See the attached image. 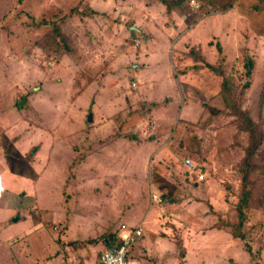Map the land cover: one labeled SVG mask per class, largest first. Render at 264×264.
Instances as JSON below:
<instances>
[{
	"label": "rangeland",
	"instance_id": "374dc122",
	"mask_svg": "<svg viewBox=\"0 0 264 264\" xmlns=\"http://www.w3.org/2000/svg\"><path fill=\"white\" fill-rule=\"evenodd\" d=\"M208 1L0 0V264H98L137 228L134 264H264V141L242 239L210 229L238 223L249 138L223 91L264 133V48L250 21L182 39Z\"/></svg>",
	"mask_w": 264,
	"mask_h": 264
},
{
	"label": "crops",
	"instance_id": "0c3cea01",
	"mask_svg": "<svg viewBox=\"0 0 264 264\" xmlns=\"http://www.w3.org/2000/svg\"><path fill=\"white\" fill-rule=\"evenodd\" d=\"M229 1L230 2H227V4H222L216 0H210L206 3H204L207 6V9H208L207 11L209 12L207 15L196 16V14H194L193 16L186 17L188 19V21L187 20L186 21L190 24L191 27H190L189 31L186 32L184 36H182V39L184 37H188L189 35H192L194 37V35L196 33L201 35L208 26H210L212 31L217 30V29L224 31L226 28L229 27V29L232 30L231 36H238V34L236 32V28H235V21L237 23H239L240 21H243L244 24H248V22L250 21V22H257V25L259 26L258 29L250 30V31L255 32L254 41L256 44L254 45V47L256 49L260 45L261 49H263L264 48V33L262 32L263 30L261 28H262V23L264 24V9L259 11L258 8H264V0H263V3H262V0H259V2H258V0H232V1L229 0ZM194 4L195 3H193V5ZM247 5H248L247 11L249 14L246 13ZM137 31L138 30H136L135 32H137ZM247 32H248V30L243 27L241 32H240L241 33L240 36H243L244 33L246 35ZM130 33H132V32H130ZM173 34H174V32L172 33V35ZM226 35H228V34H226ZM175 36H177L176 33H175ZM212 36H215V34L211 35V37ZM234 38H233V40H234ZM243 39H245V38H243ZM167 40H169V39H167ZM176 40H178V44H179V42L181 41V36L177 37ZM155 42H157L156 39H155ZM201 42H202V40H201ZM230 42H231V40H229V43ZM253 43L249 44L247 39L242 40V44H244L243 47H246V49L249 50L250 52L252 50L251 48L253 46ZM193 44L194 43H192V46H193ZM200 44H203V42ZM194 46H196V45H194ZM147 48H148V45L144 46V50H146ZM148 50H149V48H148ZM145 54H147V52ZM146 56L144 55L145 59L147 60L148 56L147 57ZM171 59H172V56H171ZM249 62H251V61H249ZM247 63H248V60H247ZM252 65H253V63H252ZM184 167L186 169V173H188V170H187L185 164H184ZM193 180H195V179L193 178ZM142 208L143 207H141V209ZM142 211H143V209H142ZM214 213H216V211ZM15 218H18V220H19L18 216H16ZM15 218H13L11 221L13 222V220ZM85 221H86V219H85ZM14 224H16V223H14ZM123 224L128 225L126 223H123ZM84 225H86V226L82 228V230L80 231L81 232L80 234H81V236H88V237L90 236V234H88L89 231L96 230V229L98 230V226H99L98 222L94 223V225H93V223L91 221L90 222L86 221ZM211 225H212V226H210L211 231L218 232L219 234L222 231L227 233L226 228H223L220 225L217 226V224H215V223H213ZM99 231H101V230H99ZM99 231H98V233H99ZM211 231L208 230V232H211ZM203 232H207V230H204ZM96 235H97V233L95 234V236ZM109 245H110V248L113 246V244L110 242L109 244H107L108 248H106V249H109ZM224 247H227V243H225L224 245L220 244L219 249L224 248ZM225 261H226V258L224 259L222 264H226Z\"/></svg>",
	"mask_w": 264,
	"mask_h": 264
},
{
	"label": "trees",
	"instance_id": "16d2710c",
	"mask_svg": "<svg viewBox=\"0 0 264 264\" xmlns=\"http://www.w3.org/2000/svg\"><path fill=\"white\" fill-rule=\"evenodd\" d=\"M91 12L95 13L94 11H91ZM246 67H247V71L249 72L251 70L252 63L251 62L246 63ZM207 68L210 70H214L212 66H209V65H207ZM224 85H226V82H224ZM227 92H228V89L223 91L224 103L227 106V108L232 112L233 116L237 118V121H238L237 129L241 132L247 133L249 138H248V146L245 151L244 158L242 160L243 173L241 177V183H242L243 190H242V194L240 195L241 197H239L237 207H236L238 223L228 225L224 222V224L221 223L220 226H222L223 228L225 227L229 228L233 233L237 234L238 238L242 239V235H241L242 228L245 223V219H246L245 217L247 215L246 212L249 209V203L251 200V193H252L251 190L249 189V183H250L249 173L252 167V160L257 155L258 149L260 148V146L262 145L264 141V133L261 130V128L258 127L252 121V119L249 117V115L245 111L241 109L240 110L234 109V107H232V104L229 101V95L227 94ZM263 99L264 98H262V104H263ZM241 117L244 120H242ZM186 175L188 176V178L193 179L190 173H186ZM193 181H194L195 186L198 184H202L204 182V180L202 182H197L196 180H193ZM231 231L229 232L230 234L232 233ZM119 244L116 246H119ZM109 248H110V245H109ZM244 253L248 254L250 258V252L248 251V249L247 250L245 249ZM250 261L255 263L256 259L250 258Z\"/></svg>",
	"mask_w": 264,
	"mask_h": 264
},
{
	"label": "built area",
	"instance_id": "2783aa9c",
	"mask_svg": "<svg viewBox=\"0 0 264 264\" xmlns=\"http://www.w3.org/2000/svg\"><path fill=\"white\" fill-rule=\"evenodd\" d=\"M194 2H192L193 4ZM137 43V42H136ZM138 44V43H137ZM188 173L197 181L202 182L204 176L199 168L190 160L184 162ZM143 237V231L139 228L130 230L127 234L120 237L119 246H114L107 249L99 258L98 264H134L128 260V252L131 246L135 245Z\"/></svg>",
	"mask_w": 264,
	"mask_h": 264
},
{
	"label": "water",
	"instance_id": "95a60500",
	"mask_svg": "<svg viewBox=\"0 0 264 264\" xmlns=\"http://www.w3.org/2000/svg\"><path fill=\"white\" fill-rule=\"evenodd\" d=\"M133 31H136V29L135 28H131L130 32H133ZM88 122H91V118H88ZM17 222H18V218H15L13 220V223H17Z\"/></svg>",
	"mask_w": 264,
	"mask_h": 264
}]
</instances>
